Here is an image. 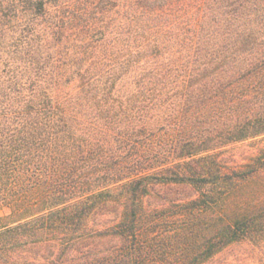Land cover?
Instances as JSON below:
<instances>
[{
	"label": "trees",
	"instance_id": "1",
	"mask_svg": "<svg viewBox=\"0 0 264 264\" xmlns=\"http://www.w3.org/2000/svg\"><path fill=\"white\" fill-rule=\"evenodd\" d=\"M0 211V264L264 263V0H0Z\"/></svg>",
	"mask_w": 264,
	"mask_h": 264
},
{
	"label": "rangeland",
	"instance_id": "2",
	"mask_svg": "<svg viewBox=\"0 0 264 264\" xmlns=\"http://www.w3.org/2000/svg\"><path fill=\"white\" fill-rule=\"evenodd\" d=\"M245 149L244 146L239 144L231 151L237 157H241ZM4 214L5 211H0V218ZM250 250L251 249L248 245L236 244L216 255L208 264H264L262 263L261 257L252 256Z\"/></svg>",
	"mask_w": 264,
	"mask_h": 264
}]
</instances>
